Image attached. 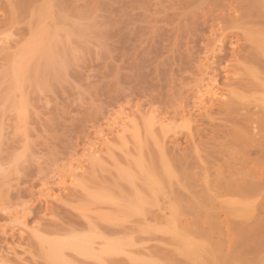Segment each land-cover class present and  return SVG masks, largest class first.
<instances>
[{"label": "rangeland", "instance_id": "rangeland-1", "mask_svg": "<svg viewBox=\"0 0 264 264\" xmlns=\"http://www.w3.org/2000/svg\"><path fill=\"white\" fill-rule=\"evenodd\" d=\"M166 3L0 0V264H264V196L217 183L264 135V28L130 41Z\"/></svg>", "mask_w": 264, "mask_h": 264}, {"label": "bare ground", "instance_id": "bare-ground-1", "mask_svg": "<svg viewBox=\"0 0 264 264\" xmlns=\"http://www.w3.org/2000/svg\"><path fill=\"white\" fill-rule=\"evenodd\" d=\"M166 4L168 5L167 8L165 9L166 10L165 13L163 12L164 15L162 16L163 18L162 20L164 22H166L168 19H176L174 17L182 18L185 15L183 16L181 15L185 14V12L187 11H189L186 13L187 15L191 14L193 11L191 9H193L195 6H199L198 9H200L201 5H204V7L202 6L203 7V8L201 7L202 10L200 11L198 10V12L196 11L195 14L193 15L191 14L192 16L189 15L190 16L189 17L186 15L185 16L186 18L181 19L184 20L183 21L184 25H181L180 27V28L183 27L182 30L179 29V31H177L176 28H179V26L175 27V29L172 31L163 28H158L156 30L154 26L152 27V30H149L147 28H140V27L133 28L131 30L132 33L130 34L131 38L129 40L138 42L141 39V37L145 35L147 36L149 35L151 39H155L158 42L177 40L181 38L182 35L185 37L188 35H193L194 37L197 38L198 34L205 27H209V29H211L210 31L211 33L215 32L217 30L216 28L218 27V30L221 31L219 38L224 40L226 38V36L224 35V28L227 27L233 28L237 26L240 27L241 25H257L264 28V0H167ZM168 11H172V14ZM167 12L170 14H168ZM175 12L177 13L175 14ZM178 15H180L181 17H179ZM170 22H173V20ZM184 26H186V28H184ZM232 38L234 39V43L229 42L230 45L232 46V50L229 52L230 57L232 58L240 57L244 52L243 45L239 44L241 38L237 34H232ZM222 40L221 42H223ZM218 52L223 53V56L218 57L219 59L225 57L226 55L225 51L221 48V46L218 48ZM219 106H224V105L220 104ZM124 120L125 121L129 120V116L128 118L126 117L122 118V121ZM243 122L244 120H240V122H237L235 124L236 127L240 129V125H243ZM210 128L212 129L211 131L215 133V135L213 136H217V137L234 135L236 132L234 129L230 131L225 126L223 127L211 126ZM231 151H234V153ZM231 151L227 152V156H231V157H229V159H227L223 163L224 164L223 168L220 167V171L217 174L218 176L217 183L218 184L223 183L226 188L231 189L230 192L232 193L249 194L263 198L264 196V135H259L256 138L250 137L247 139H240V138L235 139L232 142ZM93 153L95 154V152ZM93 153L89 155H94ZM223 156L224 155L222 154V157ZM251 207L253 213V219L251 218V221L253 220V222L250 221V223L245 224L243 229L248 231L250 230V233L253 230L254 232L256 230L259 231V229H261L260 232H262L264 231L262 230L264 229V218H260L258 214H263L264 216V201L261 200L259 202L253 203ZM256 216L257 217L259 216L260 219H256ZM254 238L255 235L253 236V241L257 243L256 241L257 237L255 239ZM259 239L262 240V238L260 237ZM255 242L254 244H256ZM258 242H260V240ZM77 243L75 242V244L76 245L79 244V246L81 244L80 248H82L83 250L85 251L89 250L88 246L90 245L86 243L82 244V242L78 244ZM74 249L76 250L77 248ZM81 251L82 250H80V252ZM85 251L83 252L85 253Z\"/></svg>", "mask_w": 264, "mask_h": 264}]
</instances>
